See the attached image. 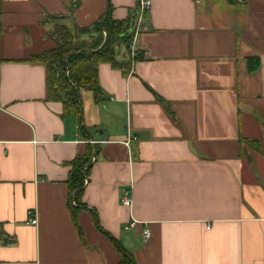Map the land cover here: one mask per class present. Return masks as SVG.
Wrapping results in <instances>:
<instances>
[{
  "label": "crops",
  "instance_id": "0c3cea01",
  "mask_svg": "<svg viewBox=\"0 0 264 264\" xmlns=\"http://www.w3.org/2000/svg\"><path fill=\"white\" fill-rule=\"evenodd\" d=\"M151 1L143 59L101 64L80 118L28 59L56 46L59 19L87 27L111 4L123 20L140 0L0 1V264H119L116 244L135 264H264V0ZM89 148L75 223L67 180Z\"/></svg>",
  "mask_w": 264,
  "mask_h": 264
},
{
  "label": "trees",
  "instance_id": "16d2710c",
  "mask_svg": "<svg viewBox=\"0 0 264 264\" xmlns=\"http://www.w3.org/2000/svg\"><path fill=\"white\" fill-rule=\"evenodd\" d=\"M135 17L136 13L131 12L126 19H115L113 7L110 4L104 15L87 27L74 26L75 30H73L72 24L55 22L49 37L56 46L28 59L31 63L43 64L46 67L48 99L62 103L65 117H81L80 95L83 91L93 92L96 95L100 93L99 67L101 64H111L127 75L133 61L143 59L140 51L135 58H129L127 62L117 59L121 48L126 49L130 54ZM3 61L0 57V65ZM247 61L250 72L255 71L260 63L259 57H249ZM248 142L252 147L260 149L259 141ZM93 156L94 153L89 148L85 155L71 163L67 180L68 203L75 223H77L78 209L83 206L81 197ZM116 245L122 257L119 264H135L134 255Z\"/></svg>",
  "mask_w": 264,
  "mask_h": 264
},
{
  "label": "built area",
  "instance_id": "2783aa9c",
  "mask_svg": "<svg viewBox=\"0 0 264 264\" xmlns=\"http://www.w3.org/2000/svg\"><path fill=\"white\" fill-rule=\"evenodd\" d=\"M152 5V1L151 0H140V8L138 10V12L136 13V17H135V27L133 29V33H135L136 35L139 33V31H141L142 29H144L143 26V20H144V16L146 14V11L150 9ZM131 47L133 49V54H132V58L134 56V54L136 53V51L134 50V46L133 44H131ZM138 141V137L134 134H130L128 135L127 140L125 141V144L127 146H129L131 143L133 142H137ZM121 202L124 206L126 207H131L132 205V199L130 197V190H125L124 193L122 194V198H121ZM28 219L30 224L32 225H37L38 224V218L36 216V213L34 210H29L28 211ZM136 221H131L128 225V227H126V229H129L130 227L135 226ZM143 236L145 240H148L151 236V233L149 230H144L143 232Z\"/></svg>",
  "mask_w": 264,
  "mask_h": 264
},
{
  "label": "water",
  "instance_id": "95a60500",
  "mask_svg": "<svg viewBox=\"0 0 264 264\" xmlns=\"http://www.w3.org/2000/svg\"><path fill=\"white\" fill-rule=\"evenodd\" d=\"M72 19L71 18H62V19H59L58 22L62 23V24H65V23H68V22H71Z\"/></svg>",
  "mask_w": 264,
  "mask_h": 264
},
{
  "label": "rangeland",
  "instance_id": "374dc122",
  "mask_svg": "<svg viewBox=\"0 0 264 264\" xmlns=\"http://www.w3.org/2000/svg\"><path fill=\"white\" fill-rule=\"evenodd\" d=\"M75 25L72 23V28H73V30H75L74 27ZM75 32V31H74ZM136 55H137V51H136V53L134 54V56H133V58H135L136 57Z\"/></svg>",
  "mask_w": 264,
  "mask_h": 264
}]
</instances>
